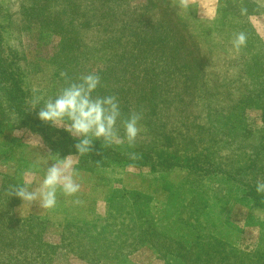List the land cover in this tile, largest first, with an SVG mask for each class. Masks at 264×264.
<instances>
[{
	"label": "rangeland",
	"instance_id": "374dc122",
	"mask_svg": "<svg viewBox=\"0 0 264 264\" xmlns=\"http://www.w3.org/2000/svg\"><path fill=\"white\" fill-rule=\"evenodd\" d=\"M235 1L77 0L79 15L60 14L66 41L76 45L67 53L59 51L55 20L29 19L23 12L32 0H0L4 51L22 76L28 101L40 98L38 108L68 83L98 75L97 94L116 97L121 112L116 127L121 142L112 147L150 151L153 159L170 152L186 156L189 164L210 158L211 165L223 170L250 162L248 148L258 144L255 138L263 127L264 78L258 62L264 61V0H249L255 13L246 10L244 0ZM239 33L246 43L237 49L233 40ZM133 113L140 117V131L129 143L123 121ZM99 141L104 142H93ZM67 155L52 151L32 125L18 122L0 97L1 194L7 188L13 195L34 165H40L42 178L52 163L43 161ZM74 158L78 193H58L51 209L18 197L11 207L15 219L34 216L43 223L40 258L47 257L49 264H169L164 258L177 264L176 245L192 251L182 263L194 262L193 256L209 264L211 255H226L232 243L235 254L264 257V210L252 208L223 175ZM141 199L145 206L138 213L131 202ZM165 204L168 217L160 227L172 247L160 256L150 248L155 238L139 241L133 230L149 226L150 215H161ZM6 227L10 236L0 235V264H14L16 252L6 245L16 235L14 229L20 233L28 226ZM89 243L115 250L95 257L88 252ZM131 243L138 244L136 249H125Z\"/></svg>",
	"mask_w": 264,
	"mask_h": 264
},
{
	"label": "trees",
	"instance_id": "16d2710c",
	"mask_svg": "<svg viewBox=\"0 0 264 264\" xmlns=\"http://www.w3.org/2000/svg\"><path fill=\"white\" fill-rule=\"evenodd\" d=\"M33 3L23 9L25 14H28L29 19H37V20H49L54 21L56 28L54 29V33L60 35V40L58 44L60 45L59 51H66L68 53V48L73 49L76 47L72 45L71 42L66 41L64 26L66 23L60 17V14H69L72 18L79 15L77 11V0H32ZM229 1V0H228ZM238 1V0H237ZM235 1L234 3H236ZM245 4L249 5V7L245 6L248 12H256V5L252 1L244 0ZM231 2V1H230ZM230 5V4H229ZM0 6V11L1 8ZM26 9H29L28 11ZM262 9V7H260ZM83 11H80L82 13ZM259 11H257L258 13ZM84 15V13H82ZM70 18V20H72ZM68 20V22H70ZM85 24V23H83ZM6 27L5 19L2 18V13L0 14V97L7 103L8 110L15 115V118L18 119V122L22 124H30L34 127L36 133H38L46 145L52 149V151L57 152L60 156H64L67 154H76L75 144L78 142L75 138L71 137L67 134L62 128L54 127V125L42 123L37 118V113L40 108L37 107L36 104L29 102L26 94V89L23 84L22 76L18 70V68H13L12 65L15 63L10 58L9 54H6L4 51V43H5V35L4 29ZM83 27V26H82ZM244 27V25H243ZM246 28V26L244 27ZM247 35L251 37L252 30L247 28ZM160 38V37H159ZM157 44V43H156ZM159 44V41H158ZM261 44V43H260ZM158 45H156L155 48ZM161 46V45H160ZM262 50H264V46H261ZM174 51V50H173ZM260 57V56H259ZM258 68L260 74L263 75L264 78V61L262 64L258 62ZM262 98H261V120H262V129L259 131L258 136L255 138L257 141V145H253L248 148V154L250 156V162H243L237 166L226 167L223 169L218 165H211V163L207 160L202 161L200 159L195 160L193 163H187V157L177 156L174 153L164 152L156 153L155 157L157 159H153V155L150 154V151L133 149V151L123 150L118 151L111 144L105 142H93L91 145L90 151L83 155L85 157L91 158H104L106 160H110L118 163H125L129 165H133L135 167H141L147 165L151 169L161 168L162 170H171L176 168H184L188 170H196L199 171L200 174L203 175H213L219 176L223 175L227 180L234 182L236 184L235 190L240 195L241 198H244L249 202L250 206L254 209H262L264 210V193H258L256 191L257 182H264V80L262 82ZM32 106L34 109H31ZM38 108V109H35ZM204 160V158H201ZM190 160V159H189ZM194 160V159H193ZM200 161V162H199ZM189 162V161H188ZM193 164V165H192ZM191 168V169H189ZM4 189L1 194L0 190V235H2L4 239H7L10 235L9 231L6 230L8 225L16 226L20 228L25 224L28 226L20 229V233H17V229H14L12 232L16 234L11 236L9 239V243L6 246H10L16 252L17 261L14 264H49L48 258H40V253L44 245V240L42 235V226L43 223L40 222L39 218L30 216L26 219L20 220L15 219L12 212L11 207L16 201V196L10 195L7 188ZM8 190V191H7ZM130 201V199H126ZM141 201V202H140ZM140 202V203H138ZM138 213L143 210V206L145 203L141 200H132L131 202ZM166 208V204L162 209V213L159 216L150 215L151 222L148 224L149 226L142 225L139 229L137 226H134L135 230H133L134 234L138 236L139 241H148L153 239L155 242L152 243L151 247L158 255L166 256L167 253H163L162 250H167L172 247L171 244L167 242V237L165 231L160 227L163 225L161 220L167 219L168 209ZM149 212V211H148ZM173 218V217H172ZM148 220V221H149ZM176 221L175 218L170 219V221ZM147 222V221H146ZM156 225L159 229H156ZM106 226V225H105ZM104 226V229H105ZM137 231V232H136ZM5 232V234H4ZM192 246L194 251V245L189 243ZM188 244V245H189ZM16 245V246H15ZM138 244L132 245L129 244L128 248H125L130 251V249H136ZM117 247V246H116ZM132 247V248H131ZM174 254L179 258V262L177 264H185L183 261L187 262V259H190V256L187 257L188 253L192 255V251L190 248H185L182 245H176ZM44 249V248H43ZM121 248L117 247L116 252H121ZM223 249V248H220ZM230 251L226 255H220L216 258L214 255L212 256V261L209 264H264V257H252L246 258L247 253H237V247L231 244L229 248ZM108 250H115L112 247H107L104 244L100 245H91L88 244V252L97 257L100 254H106ZM177 250V251H176ZM123 251V250H122ZM51 254V253H50ZM194 254V253H193ZM214 254H217L214 252ZM46 255V254H45ZM249 255V254H248ZM49 258H52L49 256ZM192 263L188 264H202L199 263L195 257L191 256ZM166 263L170 264L168 258H164ZM186 259V260H185ZM253 260V262H252ZM250 261V262H249ZM92 264H98L95 261H90ZM246 262V263H245ZM248 262V263H247Z\"/></svg>",
	"mask_w": 264,
	"mask_h": 264
},
{
	"label": "clouds",
	"instance_id": "9594fccd",
	"mask_svg": "<svg viewBox=\"0 0 264 264\" xmlns=\"http://www.w3.org/2000/svg\"><path fill=\"white\" fill-rule=\"evenodd\" d=\"M246 43V36L239 33L233 40L237 49ZM100 77L94 74L83 76L78 82H70L54 97L44 100L37 113V118L46 124L62 128L67 134L75 138L76 155L48 157L43 161L51 166L39 178L40 165L33 166L27 174V179L22 186L14 188V195L26 202L38 201L44 209L56 206L58 193L65 196H74L78 193L80 185L77 182L76 165L78 160L74 157L87 154L94 140L103 139L104 142L120 143L116 127L121 118L119 103L111 95H98ZM40 104V98L34 101ZM138 114H131L123 121L124 137L129 143L135 141L139 134ZM36 187L29 190L32 184ZM256 191L264 193V182H257Z\"/></svg>",
	"mask_w": 264,
	"mask_h": 264
}]
</instances>
